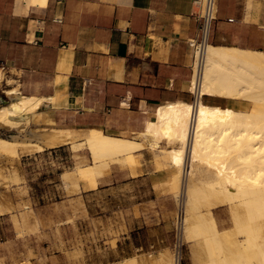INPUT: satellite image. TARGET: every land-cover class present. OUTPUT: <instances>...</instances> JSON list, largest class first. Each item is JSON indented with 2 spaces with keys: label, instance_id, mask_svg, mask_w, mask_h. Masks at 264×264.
I'll list each match as a JSON object with an SVG mask.
<instances>
[{
  "label": "crops",
  "instance_id": "1",
  "mask_svg": "<svg viewBox=\"0 0 264 264\" xmlns=\"http://www.w3.org/2000/svg\"><path fill=\"white\" fill-rule=\"evenodd\" d=\"M200 12V0H0V106L15 89L46 99L29 124L133 137L160 106L192 102ZM210 44L264 52V0H219Z\"/></svg>",
  "mask_w": 264,
  "mask_h": 264
},
{
  "label": "bare ground",
  "instance_id": "2",
  "mask_svg": "<svg viewBox=\"0 0 264 264\" xmlns=\"http://www.w3.org/2000/svg\"><path fill=\"white\" fill-rule=\"evenodd\" d=\"M7 92L14 99L0 106V123L15 128L39 115L45 98L21 95L15 89ZM217 97L231 101L227 106L210 101ZM156 110L138 134L167 155L170 189L182 204V233L195 243L197 264H264V52L208 43L195 102H168ZM72 130L51 128L46 146L70 142ZM17 136H0V151L44 148L42 138L22 142ZM160 140L176 145L161 147ZM83 145L92 162L63 176L76 173L95 185L101 168L129 160L143 143L92 127L84 140L73 143L75 148ZM222 204L228 208L227 226L218 223L212 211ZM171 258L164 260L174 264ZM129 262L125 258L115 264Z\"/></svg>",
  "mask_w": 264,
  "mask_h": 264
},
{
  "label": "rangeland",
  "instance_id": "3",
  "mask_svg": "<svg viewBox=\"0 0 264 264\" xmlns=\"http://www.w3.org/2000/svg\"><path fill=\"white\" fill-rule=\"evenodd\" d=\"M29 123H0L6 127L2 137L42 138L44 144L39 151H0V264H115L125 258L129 264H168L164 259L173 256L182 204L170 189L172 172L161 148L135 133L131 138L148 151L101 168L92 185L76 173L63 176L92 162L86 145L73 146L88 129H74L70 142L48 147L44 140L58 126ZM160 141L161 147L176 145ZM212 211L218 223L228 225L226 204ZM180 221L182 264H197L195 243L184 238Z\"/></svg>",
  "mask_w": 264,
  "mask_h": 264
},
{
  "label": "built area",
  "instance_id": "4",
  "mask_svg": "<svg viewBox=\"0 0 264 264\" xmlns=\"http://www.w3.org/2000/svg\"><path fill=\"white\" fill-rule=\"evenodd\" d=\"M201 12L198 16V35L191 39L190 44L194 49V61L192 65V79H191V94L194 101L198 97L200 79L205 62V51L207 44L210 43V37L212 33L213 23L216 19L218 12L219 0H200ZM178 219V238L173 249V263L182 264L183 260V242L181 241V219Z\"/></svg>",
  "mask_w": 264,
  "mask_h": 264
}]
</instances>
